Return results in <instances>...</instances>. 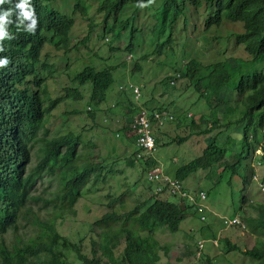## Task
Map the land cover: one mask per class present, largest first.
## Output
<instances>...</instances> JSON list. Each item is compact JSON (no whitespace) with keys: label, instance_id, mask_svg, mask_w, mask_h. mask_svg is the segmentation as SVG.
<instances>
[{"label":"trees","instance_id":"trees-1","mask_svg":"<svg viewBox=\"0 0 264 264\" xmlns=\"http://www.w3.org/2000/svg\"><path fill=\"white\" fill-rule=\"evenodd\" d=\"M67 1L62 0L60 8ZM105 2L103 0L98 7V12H105L106 15ZM231 5L235 10L233 17L241 20L244 25V32L234 36L235 43L243 47L245 45L246 50L251 49L252 43H255L256 49L252 55L256 59H264V0H231ZM68 21L71 22L69 17L58 15L56 25L46 22L36 52L20 57L34 81V89L24 104L11 106L9 111H0V137L4 129H9L14 139V142L6 145L0 142V264H67L64 252H57L55 249L60 246L63 238L58 232L57 223L66 217L74 218L75 205L84 192L88 187L102 184L108 172L100 162L79 150L72 133L52 136L47 127L51 112L60 103L67 98L73 101L81 99L78 87L84 85L90 87L87 106L91 109L86 110V114L95 120L96 115L102 111L100 105L106 101L108 89L113 83L112 75L107 69L96 70L86 66L73 77L74 88H69L64 97L52 99L49 96L46 81L54 77L55 65L49 62L48 52L44 53L43 61L40 54L46 47L62 52L63 56L72 51L67 39L71 26L67 25ZM247 37L254 42L247 43ZM208 56L202 53L191 59L186 67L178 69V81V78L172 76L173 78L161 80L160 84L162 88L169 87L168 92L171 93L174 92L171 86L176 87L181 82L184 87L181 85L179 91L190 89L209 109L206 115H200L199 121L185 114V128L190 135L174 138L172 141L181 143L192 134L212 136L211 142H207L200 155L182 164L173 173V178L180 183H184L198 171L217 175L218 179L207 192L210 194L215 191L214 186H217L218 180L226 174V185L230 190L234 188L231 180L236 175L239 174L238 178L245 182V169H249L245 160L252 156L253 151L248 142L249 136H252L256 146L261 144L262 156L259 161L264 164V74L243 73L240 61L233 56L207 64L204 59L210 57ZM127 67L130 68L126 72L129 82L133 76H137L138 81L146 80L138 75V63L130 62ZM236 76L237 85L234 82ZM229 85L233 86L229 92L233 95V100L221 97L223 89ZM144 91L151 93V88ZM124 93L125 99L116 96L112 107L106 109H127L129 117L123 132L129 134L130 114L138 112L139 108L134 107L133 91L128 85L124 88ZM142 106H147V103L142 102ZM147 110L151 115L158 112L164 120L160 106ZM227 114L235 115L236 119L228 118L225 122ZM236 122L240 124L242 132L241 150L234 153L220 144L218 137L223 130L224 133L230 130ZM153 134L155 143L158 144L161 135L155 130ZM133 160L141 162L145 169L151 168L153 162L142 161L135 156ZM253 176L254 172L251 171L249 178ZM245 189V186L239 187L240 209L247 204L248 208L256 211V217L245 215L243 218L250 234L258 233L262 236L264 203L248 204ZM107 196L110 197L105 205L107 211L92 224L95 231L92 233L91 229V237L88 238L89 255L81 248L82 239L79 243L63 239L69 243L68 251L81 264H102V261L108 264H158L160 252H167V249L160 245L157 234L162 230L172 234L178 231L184 220V205L161 201L151 196L138 202L133 208L116 214L113 206L119 199ZM223 242L227 250L240 252L243 256L256 260L257 264H264V239H257L255 245L244 251L231 244L228 239ZM121 248L123 257L118 259L117 254ZM207 264H213L208 257Z\"/></svg>","mask_w":264,"mask_h":264},{"label":"rangeland","instance_id":"rangeland-1","mask_svg":"<svg viewBox=\"0 0 264 264\" xmlns=\"http://www.w3.org/2000/svg\"><path fill=\"white\" fill-rule=\"evenodd\" d=\"M83 2L87 6L89 14L92 15L95 12L97 3L88 0H83ZM72 16L76 26L74 25L71 31V41L75 43L82 40L85 31L89 30L87 26L89 20L83 19L79 12L72 14ZM240 28L239 24L222 26L219 29H212L205 37H200L197 47L202 50L203 55L210 56L205 58L204 61L209 64L224 61L229 56H233L235 59H248L243 48L235 43L233 33L227 32V30L238 31ZM188 35L194 37L191 33H188ZM220 36L226 38L223 45L215 39ZM123 40L121 39L120 42L122 43ZM195 41L196 39L189 38L186 50H189ZM207 41L211 43L209 49L203 47ZM47 52L50 54L49 62L55 65L54 77L46 81L47 91L52 99L64 97L69 88H74L72 79L84 67L90 66L99 70L113 64L110 63L111 61H122L124 63L115 71L114 82L109 87L106 101L100 105L102 111L96 115L95 120L86 114L90 87L84 85L78 87L81 99L74 101L68 98L65 99L51 112L47 123L52 136L72 133L73 141L77 142L79 150H83L90 158L100 162L101 166L108 171L102 184L88 187V190L84 192L82 198L75 205L76 216L74 218L66 217L57 223L58 232L63 238L60 241V246L58 245L55 249L58 250L57 252L61 250L64 252L67 264H81L77 261L75 255L68 251L69 243L63 239L73 243H79V240L82 239L81 248L89 255L88 238L91 237V229L92 233L95 231L92 224L107 211L105 205L110 200L107 194L119 199L118 203L113 206L116 214L133 208L138 202L151 196L158 199L163 198L155 194L153 186H147L145 183L149 167L148 170L142 168L143 164L141 162L133 160V157H136V148L129 137L125 138L120 133L121 128L128 122L127 109L117 110L111 108L112 111L106 109L109 106L112 107V102L116 96L126 98L122 85L128 81L126 72L130 71V68L127 67L129 63L125 61H131L129 56L125 54L123 57V54H120L118 59L108 58L107 54L111 53L105 51L103 43L94 38H90L85 45H79L77 51L66 56L48 47L42 51V54L44 55ZM245 70L248 72L264 71V61L251 65ZM162 77L163 75H159L156 78L147 80L152 84L151 93L143 90L144 97L140 99V103L142 105V102H146L147 106H143L146 109L160 106L162 108L161 115L167 117L166 122L160 119L153 123V131H159L161 136L155 154L150 157L154 160L151 165L156 164L155 168L173 177L174 171L179 166L200 155L201 151L207 146V142H211L212 136L209 134H192L189 139L181 143L172 141L174 138L190 135L189 130L185 128V114L188 117L190 116L191 119L199 121L200 115H206L209 109L206 107L205 102L198 100L197 95L195 96L190 89L179 91L181 85L184 87L181 82H178L176 87L171 86L174 89V92L171 93L168 92L169 87L162 88L159 83V79ZM234 79L235 81H233L236 82L238 76ZM131 82L137 83L138 77H131ZM232 88L231 85L227 86V89ZM225 91L226 89H223L221 97H224ZM233 98L232 94L225 95L227 100H233ZM134 107H136V104H134ZM237 108L240 109L241 107ZM234 116L227 114L225 120H228V118L236 119ZM171 117L173 119H170ZM186 121H189V119H186ZM224 131L218 137L219 143L234 153L239 152L241 150L240 124L236 122L230 130L225 133ZM117 133H120L118 137L116 136ZM251 155V158H248L245 164H250L254 177L249 178L251 171L246 169L245 182H243V179L238 178L239 174L236 175L231 180L234 187L232 190L226 185L227 174L218 180L219 183L214 186L215 191L210 194H207V192L213 182L218 179L217 175H212L208 171H198L187 178L183 183L187 192L190 193L200 189L206 193V200L202 202V208L198 211L188 200L176 196L175 202L184 205V220L179 225L176 233L172 234L162 230L157 234L160 245L167 249V252L164 250L160 252L158 264H207V257L213 264H257L256 260L245 257L240 252L227 250L223 242L224 239H228L231 244L244 251L246 248L255 245L257 239H264V235L250 234L243 218L245 215L256 217V211L248 208L247 204H244L242 210L240 209L239 187L242 186L246 187L244 195L248 204L264 203V166L258 163L259 149L256 148ZM242 173L243 171H241ZM235 216L244 224V228L227 225V221ZM200 217H203L204 220ZM93 237L95 238L94 234ZM199 241H203V249L198 255L196 249ZM121 251L122 248L117 254L118 259L123 257ZM102 264L108 263L102 261Z\"/></svg>","mask_w":264,"mask_h":264},{"label":"clouds","instance_id":"clouds-1","mask_svg":"<svg viewBox=\"0 0 264 264\" xmlns=\"http://www.w3.org/2000/svg\"><path fill=\"white\" fill-rule=\"evenodd\" d=\"M88 1L97 3L95 12L92 15H89L87 6L83 0H68L63 8H60L62 0H0V111H9L11 106H20L30 96L34 89V81L28 73L27 66L20 60V57L36 52V46L44 33L46 22H52L56 25L58 15L69 17L72 21L67 22V25H71L68 32L71 52L77 51L79 45H85L90 38H94L103 43L105 51L111 53L107 54L108 58L118 59L120 54H123V57L127 54L131 61H125L123 58L125 62H136L140 65L138 75L144 77L146 80H139L137 83L127 81L122 85V90L128 85V88L133 91V103L139 109L143 108L145 110L147 109L141 105L140 99L143 97L142 90L150 89L152 86L147 80L156 78L159 75H163L159 79V83L167 77L175 76L179 79L178 69L186 67L191 59H195L196 56L203 53L197 47L200 37H205L212 29L236 24L241 26L240 30H227V32L233 33L234 36L244 32L243 22L233 17L235 10L231 5V0H106V15L105 12H98V7L102 5L103 0ZM110 2H112V5H110ZM77 11L82 18L89 20V30L85 31L82 40L72 43L71 31L75 25L72 14ZM51 15H54L56 18H50ZM188 33L193 34L194 37H191ZM189 38H194L196 41L192 43L189 50H186ZM121 39H124L122 43L120 42ZM215 39L220 44H225V37L220 36ZM246 40H249L246 41L247 43H250V41L251 43L254 42L248 37ZM239 46L243 48L245 54L248 56L246 60L237 58L242 67L241 71H245L243 73L248 72L245 69L249 66L264 61V59H256L252 55L256 49L255 43H252V48L249 50L245 49V45L244 47L242 45ZM203 47L209 49L211 47L210 41L205 42ZM40 57L41 61H43L44 55L42 52ZM110 63L113 64L101 69L110 71L114 82L115 71L124 63L122 61H111ZM248 73L264 74V71ZM118 88L120 89L121 87ZM134 88H138L139 90L137 100L135 99ZM224 89H226V95L233 88L227 89L226 86ZM88 109L91 108L87 107ZM166 120L167 118L164 122ZM120 133L125 138L129 137L135 146L134 139L131 138L130 134L123 132V127ZM120 133H117L116 136L118 137ZM152 136L155 140L153 130ZM0 142H4V145L14 142L9 129L2 131ZM248 142L252 145L253 151L256 148L259 149L260 157L258 163L264 166L259 161L262 156L261 144L256 146L252 136H249ZM156 145L155 143V152ZM135 151L137 152V157L139 151L137 148ZM137 159L154 161L151 157L144 156L141 158L137 157ZM246 165H249V169H252L249 163ZM155 166L156 164L154 166L151 165L149 170L155 168ZM250 171H253V169ZM164 174L166 173L164 172ZM168 176L171 177L170 175ZM145 183L147 186H152L146 181ZM180 184L182 185V189L187 191L183 183ZM199 191L203 192L197 189L190 192V194L196 196ZM203 193L206 196V193ZM159 197L163 199H155L175 202L176 198L168 197L167 195H159ZM192 206L197 210L194 205ZM233 218L238 219L237 216Z\"/></svg>","mask_w":264,"mask_h":264},{"label":"built area","instance_id":"built-area-1","mask_svg":"<svg viewBox=\"0 0 264 264\" xmlns=\"http://www.w3.org/2000/svg\"><path fill=\"white\" fill-rule=\"evenodd\" d=\"M135 99L139 97L138 88H134ZM164 120L158 112L152 115L145 109L140 108L139 111L133 115H130V131L131 138L134 139L135 147L137 148L138 158L150 157L155 152V140L152 136V125L154 121H165L167 117L163 116ZM151 119L153 122H151ZM171 119V118H170ZM146 182L153 186L154 192L159 195H167L168 197H180L187 199L190 204L194 205L198 211L202 208V201L206 196L203 192L199 191L196 196L191 195L189 192L182 189V185L175 179L164 174V172L158 168L151 169L147 172ZM203 219V217L201 218ZM228 225H240L242 228L244 225L237 219L232 218L227 221ZM203 249V241L198 242L199 255L200 250Z\"/></svg>","mask_w":264,"mask_h":264},{"label":"bare ground","instance_id":"bare-ground-1","mask_svg":"<svg viewBox=\"0 0 264 264\" xmlns=\"http://www.w3.org/2000/svg\"><path fill=\"white\" fill-rule=\"evenodd\" d=\"M258 10V9H257ZM78 12V11H77ZM90 12H94V11H90ZM259 12V11H258ZM89 13V12H88ZM257 14H260V13H257ZM90 15V14H89ZM258 16V15H257ZM73 17V16H72ZM50 18H56L54 15H51V17ZM84 19V18H83ZM72 22V21H71ZM76 23V22H75ZM80 24V23H79ZM261 25V24H260ZM76 26V25H75ZM88 26V25H87ZM55 27V26H54ZM57 27V26H56ZM235 29H237V28H235ZM259 29H260V27H259ZM261 29H262V26H261ZM260 29V30H261ZM234 35V34H233ZM68 36V35H67ZM67 39H69V38H67ZM192 41V40H191ZM239 43V42H238ZM99 51V50H98ZM98 56V55H97ZM200 60V59H199ZM227 61V60H226ZM132 66V65H131ZM133 67H135L134 65H133ZM132 67V68H133ZM173 78V77H172ZM177 81L179 80V79H176ZM151 113V112H150ZM130 131V130H129ZM128 131V132H129ZM187 200V199H186Z\"/></svg>","mask_w":264,"mask_h":264}]
</instances>
